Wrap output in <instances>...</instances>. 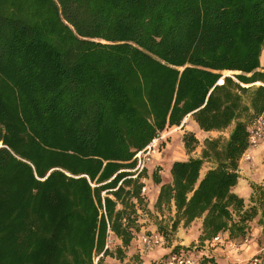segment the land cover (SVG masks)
Here are the masks:
<instances>
[{
  "label": "trees",
  "instance_id": "trees-1",
  "mask_svg": "<svg viewBox=\"0 0 264 264\" xmlns=\"http://www.w3.org/2000/svg\"><path fill=\"white\" fill-rule=\"evenodd\" d=\"M263 57L264 0H0V264H145L131 250L149 177L136 155L188 116L233 128L175 160L171 182L153 170L160 218L144 234L167 247L148 264H218L203 249L223 233L245 239L256 221L264 234V184L249 203L234 192ZM183 142L200 145L192 130ZM200 218L198 239L173 245Z\"/></svg>",
  "mask_w": 264,
  "mask_h": 264
},
{
  "label": "crops",
  "instance_id": "crops-1",
  "mask_svg": "<svg viewBox=\"0 0 264 264\" xmlns=\"http://www.w3.org/2000/svg\"><path fill=\"white\" fill-rule=\"evenodd\" d=\"M262 66L264 67V57L262 59ZM185 122H190L188 125L190 126V130L194 132H198L199 128L197 127V124L195 121L190 120V116H188L185 120ZM178 132L174 136L171 137L170 142H167L166 145V151L172 152L174 148V143L177 141L178 138ZM209 134L208 132H205ZM205 138H210L209 136H205ZM204 138V139H205ZM181 147L184 149V142H183V132L181 136ZM252 158V159H251ZM175 160L179 159H169V156L162 157L161 161L159 162V165H162L164 167L163 172L165 174V177H163L164 183H169L172 181L171 176V165ZM264 138L261 140L260 144L253 148H250L246 151L244 154V157L241 159L239 164V173L240 178L238 185L235 187L234 192H236L238 195L245 198L246 202L249 203L250 197L252 194V183L257 184H264ZM211 166L205 165L204 169L202 170V176L206 173L208 169H210ZM147 186V185H146ZM160 189V187H159ZM159 191V190H158ZM157 191V193H158ZM202 223L203 219H197L192 224V229L188 230V232L184 229L182 233H178L177 237L181 238L180 244H185V246H188L191 244L195 239H198L199 235L202 231ZM253 225V222H252ZM196 227V231H195ZM146 229L145 227L143 230ZM187 229V228H186ZM253 236L260 237L261 235V229L259 227L251 228ZM196 233L195 235H193ZM193 235V236H191ZM140 236V234L138 235ZM256 238L251 239L248 235L245 239H230L229 232L223 233L219 238H216L213 243H211V246L213 247V255L216 257V260L219 264H236V263H242L243 261H246V257L254 256L258 252H260L259 244L256 241ZM136 239L133 241L132 247L136 243ZM264 250V249H262ZM138 251V250H137ZM250 253V254H249ZM142 257L144 258L143 254L140 252Z\"/></svg>",
  "mask_w": 264,
  "mask_h": 264
},
{
  "label": "rangeland",
  "instance_id": "rangeland-1",
  "mask_svg": "<svg viewBox=\"0 0 264 264\" xmlns=\"http://www.w3.org/2000/svg\"><path fill=\"white\" fill-rule=\"evenodd\" d=\"M233 74H234L233 72H229L227 74H226V72H224V75H233ZM190 120H192V119H190ZM189 123L190 122H188L184 127L181 125V126L169 128L166 131H164L162 134H160V135H164L165 138L160 141L159 147L156 148L157 149L156 152H154L152 155L148 156L149 159L146 161L145 166L149 168V177L144 180L145 183L147 184L146 191L144 192V194L146 196V200H147V209H146V211L140 210V212H139L140 216H141V222L144 224L146 229H144L143 233H141L140 235L144 234L145 232H154L157 228V223H159L160 215L158 212L155 211L154 204H155L156 197H157V191L159 190L160 185L154 184L152 177H151V174H152L153 170H155L157 167H159L161 169V171L164 170V167H162V165H159V162L161 161L162 157L164 158L165 156H169V159L181 160V159H188L190 157V155H193V156L194 155H200L201 150L203 148V142L206 139L205 136H209L210 138H217V137L221 136L223 139H228L229 134L231 132V129L233 128V126H231L223 132H210V133L208 132L209 134H207L201 130H198V132L196 131L195 134L200 140V145L194 153L187 154L185 147H184V149L182 147L180 149L179 146L181 145L182 132L184 135L185 131L190 130V126L188 125ZM176 132H178L177 134H178L179 139L177 141H175L174 148H173L172 152L171 153H170V151L167 152L165 150L167 142H170L171 137L174 136L176 134ZM243 157H244V155H243ZM206 165L211 166L210 163H208ZM161 174L163 177H165V174L163 172H161ZM165 215L168 216L169 215L168 212H166ZM258 225L259 224L256 221H253V225L251 224V228L252 227L257 228V227H259ZM184 229H183V227H180L179 231L176 234L175 240L173 241V245L180 244L181 238L177 237V235H178V233H182ZM190 229H192V225L189 226L185 230L188 232V230H190ZM195 231H196V227H195ZM195 234L196 233H194L193 235H195ZM248 234H249L251 239L256 238L255 236L251 235L252 230H250V232ZM193 235H191V236H193ZM136 240L137 241L131 250L133 252L135 250H138L139 252H141L144 256L143 261L145 262V264H148L149 262H154L153 260H155V262H157V263H159L163 260L162 256L165 252V250L163 248L167 247L166 244H164L163 246H161V245L145 246L141 242L140 236H138L136 238ZM196 240L197 239H195V241ZM256 241L258 242L259 248L261 249L260 252H258L254 256L250 255L249 257H246V261H243L242 263H236V264H254V259L256 256L260 260L259 264H264V250H262V249H264V234L262 233V231H261L260 237L256 238ZM182 245H185V244H182ZM190 245L191 244H189V246ZM213 247H215V246H211V245L206 246L205 249H203V251H205V252L207 251L208 253L213 254L212 253V251L214 249ZM199 252H201V251H199ZM115 264H124V262L122 263L120 261H117V262L115 261ZM230 264H232V263H230Z\"/></svg>",
  "mask_w": 264,
  "mask_h": 264
},
{
  "label": "built area",
  "instance_id": "built-area-1",
  "mask_svg": "<svg viewBox=\"0 0 264 264\" xmlns=\"http://www.w3.org/2000/svg\"><path fill=\"white\" fill-rule=\"evenodd\" d=\"M251 136H250V148H255L259 145L260 141L264 138V112L258 118V120L253 124L251 127ZM164 135H159L149 146H147L144 150L137 153L136 158L138 159V165L136 170L141 171L145 165L146 161L149 159L148 156L152 155L156 152V148L159 147V143L162 139H164ZM249 148V149H250ZM146 191V187L144 188L143 192ZM140 240L145 246H155L161 245L162 239L158 235H151L148 236L146 234L140 235ZM192 258H185V257H172L168 264H194ZM260 260L256 256L254 259V264H259Z\"/></svg>",
  "mask_w": 264,
  "mask_h": 264
},
{
  "label": "bare ground",
  "instance_id": "bare-ground-1",
  "mask_svg": "<svg viewBox=\"0 0 264 264\" xmlns=\"http://www.w3.org/2000/svg\"><path fill=\"white\" fill-rule=\"evenodd\" d=\"M227 73H229V72H226V74H227ZM222 81H223V80L221 79V82H222Z\"/></svg>",
  "mask_w": 264,
  "mask_h": 264
},
{
  "label": "water",
  "instance_id": "water-1",
  "mask_svg": "<svg viewBox=\"0 0 264 264\" xmlns=\"http://www.w3.org/2000/svg\"><path fill=\"white\" fill-rule=\"evenodd\" d=\"M260 84V83H259Z\"/></svg>",
  "mask_w": 264,
  "mask_h": 264
}]
</instances>
